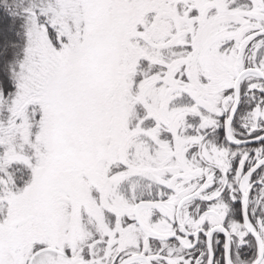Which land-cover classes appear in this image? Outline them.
<instances>
[{
	"label": "snow or ice",
	"instance_id": "6c2138e0",
	"mask_svg": "<svg viewBox=\"0 0 264 264\" xmlns=\"http://www.w3.org/2000/svg\"><path fill=\"white\" fill-rule=\"evenodd\" d=\"M0 264H264V0H0Z\"/></svg>",
	"mask_w": 264,
	"mask_h": 264
}]
</instances>
